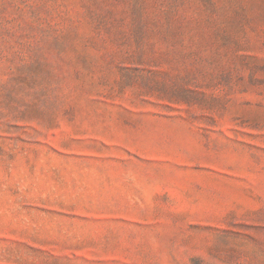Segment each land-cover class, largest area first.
I'll return each instance as SVG.
<instances>
[{"label": "rangeland", "instance_id": "obj_1", "mask_svg": "<svg viewBox=\"0 0 264 264\" xmlns=\"http://www.w3.org/2000/svg\"><path fill=\"white\" fill-rule=\"evenodd\" d=\"M0 264H264V0H0Z\"/></svg>", "mask_w": 264, "mask_h": 264}]
</instances>
